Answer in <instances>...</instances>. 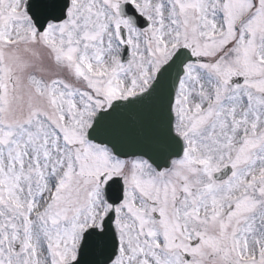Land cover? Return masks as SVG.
I'll return each mask as SVG.
<instances>
[{"label":"snow or ice","instance_id":"6c2138e0","mask_svg":"<svg viewBox=\"0 0 264 264\" xmlns=\"http://www.w3.org/2000/svg\"><path fill=\"white\" fill-rule=\"evenodd\" d=\"M0 264H264V0H0Z\"/></svg>","mask_w":264,"mask_h":264}]
</instances>
